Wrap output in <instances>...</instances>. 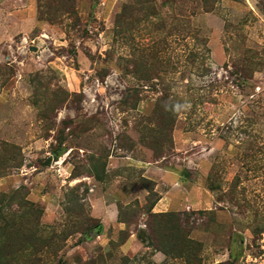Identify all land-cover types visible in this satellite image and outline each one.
<instances>
[{"label":"rangeland","instance_id":"rangeland-1","mask_svg":"<svg viewBox=\"0 0 264 264\" xmlns=\"http://www.w3.org/2000/svg\"><path fill=\"white\" fill-rule=\"evenodd\" d=\"M0 173L11 264H264V0H0Z\"/></svg>","mask_w":264,"mask_h":264},{"label":"trees","instance_id":"trees-1","mask_svg":"<svg viewBox=\"0 0 264 264\" xmlns=\"http://www.w3.org/2000/svg\"><path fill=\"white\" fill-rule=\"evenodd\" d=\"M5 175L0 173V177H3ZM98 180H101L100 175L96 176ZM13 194H0V204L2 205V208H0V220L4 221L7 218L5 217L4 213V201L8 200L9 205H12L13 199L16 197L17 193H19L18 189H15ZM3 209V210H2ZM12 217V216H11ZM3 235L6 237L5 244L0 245V264H11V262H8L10 260H15L18 257L19 252L22 250L30 249L32 252H35L36 245L34 247H31L29 245L30 243L37 242V249L39 252L43 251L45 248L49 247L50 249H54V246H57L59 244H63V242L66 240V237L64 233H61L60 236L58 235H52L51 238L48 240V242L43 243L42 239L40 237V233L38 232V227L34 225V228L27 229L28 231H20L22 229L25 230V227L21 224L11 223V221L6 220V223L3 222ZM6 231H9L6 232ZM33 232V233H32ZM101 233V227L98 226L96 229L86 231L82 235L83 241H88L93 239L94 237L98 236ZM38 234V237L36 236ZM21 242V243H20ZM20 243V244H19ZM3 250V251H2ZM31 252V253H32Z\"/></svg>","mask_w":264,"mask_h":264},{"label":"water","instance_id":"water-1","mask_svg":"<svg viewBox=\"0 0 264 264\" xmlns=\"http://www.w3.org/2000/svg\"><path fill=\"white\" fill-rule=\"evenodd\" d=\"M35 50V49H34Z\"/></svg>","mask_w":264,"mask_h":264}]
</instances>
